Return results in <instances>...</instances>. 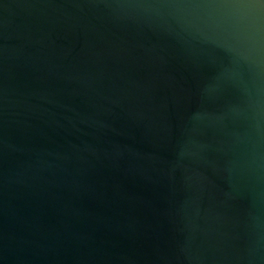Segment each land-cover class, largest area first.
<instances>
[{
  "label": "water",
  "instance_id": "95a60500",
  "mask_svg": "<svg viewBox=\"0 0 264 264\" xmlns=\"http://www.w3.org/2000/svg\"><path fill=\"white\" fill-rule=\"evenodd\" d=\"M0 264H264V0H0Z\"/></svg>",
  "mask_w": 264,
  "mask_h": 264
}]
</instances>
